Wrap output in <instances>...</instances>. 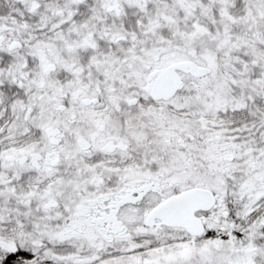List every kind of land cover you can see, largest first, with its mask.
<instances>
[{"label": "snow or ice", "instance_id": "snow-or-ice-1", "mask_svg": "<svg viewBox=\"0 0 264 264\" xmlns=\"http://www.w3.org/2000/svg\"><path fill=\"white\" fill-rule=\"evenodd\" d=\"M0 264H264V0H0Z\"/></svg>", "mask_w": 264, "mask_h": 264}]
</instances>
